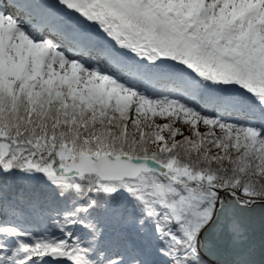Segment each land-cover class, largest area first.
<instances>
[{
  "label": "snow or ice",
  "instance_id": "6c2138e0",
  "mask_svg": "<svg viewBox=\"0 0 264 264\" xmlns=\"http://www.w3.org/2000/svg\"><path fill=\"white\" fill-rule=\"evenodd\" d=\"M0 264H264V0H0Z\"/></svg>",
  "mask_w": 264,
  "mask_h": 264
},
{
  "label": "rangeland",
  "instance_id": "374dc122",
  "mask_svg": "<svg viewBox=\"0 0 264 264\" xmlns=\"http://www.w3.org/2000/svg\"><path fill=\"white\" fill-rule=\"evenodd\" d=\"M25 2H27V0H20V3H25ZM157 119L159 120L160 118Z\"/></svg>",
  "mask_w": 264,
  "mask_h": 264
}]
</instances>
